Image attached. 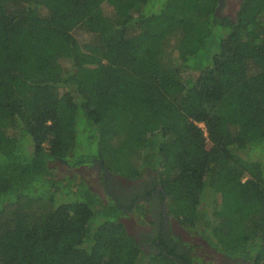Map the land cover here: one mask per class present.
Returning <instances> with one entry per match:
<instances>
[{"label":"trees","instance_id":"trees-1","mask_svg":"<svg viewBox=\"0 0 264 264\" xmlns=\"http://www.w3.org/2000/svg\"><path fill=\"white\" fill-rule=\"evenodd\" d=\"M219 4L0 0L1 264L202 262L145 251L125 200L57 176L56 161L151 171L183 228L264 264V0L235 17Z\"/></svg>","mask_w":264,"mask_h":264},{"label":"flooded vegetation","instance_id":"flooded-vegetation-1","mask_svg":"<svg viewBox=\"0 0 264 264\" xmlns=\"http://www.w3.org/2000/svg\"><path fill=\"white\" fill-rule=\"evenodd\" d=\"M224 1L225 0H220V4L217 9L222 7V3H224ZM242 1L243 0L232 1V5L239 3L236 13L239 10ZM86 165H92L93 167L95 166L97 170L96 172L99 173L97 174V180L100 190H102V193L99 192V194L103 196L106 202L117 199L125 200L126 205L124 206V204H122L125 214L121 216V219L123 217H135L139 221H141L143 218L150 219V222H152L150 228L141 227V230L136 233V235L132 234L141 243V247L145 251L159 253L161 252L162 248L166 251L168 244H170L171 246H178V251L181 253L186 251L191 255V257H199L200 259L202 258L201 255L199 256L195 254L193 250L194 248L190 249L189 247L185 246L184 243L172 239V236L180 237L183 242H188L193 245L190 241L185 239L183 234L177 232L178 229L173 230L171 227H169V224L177 220L168 213L162 187L155 183L151 171H147L144 176L138 179H128L113 173L107 168L103 169L102 164L99 162ZM69 167L74 168L77 166ZM142 204L147 210L145 213L136 210L137 206ZM177 223L179 222L177 221ZM143 241H145V243H143ZM203 241L207 246L210 247V249L213 250V252L221 257L220 261L217 260L218 263L216 264H252L246 259L240 257H228L223 253L217 252L209 245V243H207L205 240ZM210 259L211 262L214 261L213 257ZM197 264L215 263H208V261L205 260L204 262L198 261Z\"/></svg>","mask_w":264,"mask_h":264},{"label":"rangeland","instance_id":"rangeland-1","mask_svg":"<svg viewBox=\"0 0 264 264\" xmlns=\"http://www.w3.org/2000/svg\"><path fill=\"white\" fill-rule=\"evenodd\" d=\"M232 1L225 0L224 3H222V7L217 9V13L223 16L235 17L237 7H239V3H235L234 5H232ZM109 10L110 9L108 8L107 11L110 12ZM75 35L82 43L89 42L92 39L91 35L87 33L86 31H84L83 29H76ZM175 42H176V38H173L170 43L172 44V46H174ZM172 57L176 59L177 53L175 51L172 52ZM51 166L53 168L54 173L57 176L63 177L64 175L67 174L69 176H77L78 178L83 177L91 185V187H93L98 193L99 192L102 193V190H100V187L98 185V180H97V174L99 173L96 172L97 170L95 166L93 167L92 165H89V166L85 165V166L70 168L68 165L60 161L52 162ZM134 218L133 217H130V218L123 217L122 218L128 231L131 234L136 235V233H138L141 230L140 229L141 227L150 228V225L152 224V222H150V219L148 218H143L141 221L137 220L136 218L134 219ZM169 227H171V229L173 230L178 229L177 232L183 234L185 239L190 241L194 245L193 250L195 254L199 256L201 255L202 256L201 260L203 262L206 260L208 261V263L214 262L216 264L218 263L217 260L220 261L221 257L215 252H213V250L210 249V247L205 244V242L199 235L191 234L188 230H186L181 225H179L177 221H173L171 224H169ZM143 243H145V241H143ZM211 257H213V260H214L212 262L210 259Z\"/></svg>","mask_w":264,"mask_h":264}]
</instances>
